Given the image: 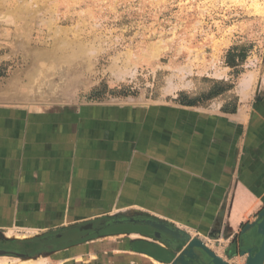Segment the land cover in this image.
I'll use <instances>...</instances> for the list:
<instances>
[{
	"label": "rangeland",
	"instance_id": "374dc122",
	"mask_svg": "<svg viewBox=\"0 0 264 264\" xmlns=\"http://www.w3.org/2000/svg\"><path fill=\"white\" fill-rule=\"evenodd\" d=\"M233 49L246 55L234 69L226 65ZM248 73L254 78L243 89L260 90L264 0H0V120L75 127L87 121L90 132L102 130L98 144L89 142L110 147L105 158L128 157L132 109L175 103L181 90L205 99L213 84L214 92L224 90ZM89 195L88 202L50 209L45 203L41 210L0 202L8 212L0 210V221H9L0 222V246L23 255L0 257V264H130L135 227L121 221L142 218L132 210L140 203L130 193ZM154 195L151 219L187 233L227 262L232 245L200 237L193 223L198 194H177L184 207L168 209L173 213L166 221L159 217L162 194ZM39 211L70 223H45L59 216L39 219Z\"/></svg>",
	"mask_w": 264,
	"mask_h": 264
},
{
	"label": "crops",
	"instance_id": "0c3cea01",
	"mask_svg": "<svg viewBox=\"0 0 264 264\" xmlns=\"http://www.w3.org/2000/svg\"><path fill=\"white\" fill-rule=\"evenodd\" d=\"M253 78L245 74L235 86L216 92L213 84L205 99L181 90L175 103L132 109L128 157L116 159L103 157L108 146L91 147L90 139L98 144L102 130L90 132L87 121L75 127L18 117L0 120V189L12 186L8 195L0 194V202L10 200L14 208L33 203L41 210L45 203L58 208L88 202L91 193H130L141 205L132 210L147 220L154 216V194H162L159 217L166 221L173 213L168 209L184 207L176 203L181 194H198L191 207L200 237L228 241L227 262L245 264L253 243L258 247L262 241L256 227L245 228L264 210V77L260 90L245 91ZM190 101L195 104L187 105ZM0 210L7 217V210ZM38 213L39 219L59 216L45 223H70L61 221V214ZM6 217L1 224L9 223ZM130 240V264H171L178 254L137 230ZM164 254L166 262L159 259Z\"/></svg>",
	"mask_w": 264,
	"mask_h": 264
},
{
	"label": "water",
	"instance_id": "95a60500",
	"mask_svg": "<svg viewBox=\"0 0 264 264\" xmlns=\"http://www.w3.org/2000/svg\"><path fill=\"white\" fill-rule=\"evenodd\" d=\"M121 222H128V223H132L135 221L132 220H125V221H121ZM119 221V223H121ZM159 222H163L160 221ZM146 225H148L151 229L156 230V224L158 223L157 220L154 219H148L145 220L144 222ZM166 223V222H165ZM137 224V223H134ZM159 224V223H158ZM171 226V225H169ZM172 227V226H171ZM170 227V228H171ZM251 227H256V233L258 236H260L262 238L261 244L260 246H256L255 243H253L252 248L249 250V256L247 258V261L245 264H262L263 260H264V210L259 214L258 216V220L252 224L249 225L245 228V230L251 228ZM174 227H172L173 229ZM175 231L180 232L182 235H184L186 237L185 241L183 242V244L187 243L188 248L191 249V251H195L197 254H199V260H202L203 264H229L228 262L224 261L221 257L217 256L214 252H212L211 250H209L205 244H203L201 241L197 240V239H191V237L183 232L180 231L177 228H174ZM188 240V241H186ZM257 249V252L255 254L252 253V250ZM9 254H16L19 257H22L23 255L21 254H17V253H13V252H4L2 254H0V256H7Z\"/></svg>",
	"mask_w": 264,
	"mask_h": 264
},
{
	"label": "bare ground",
	"instance_id": "6f19581e",
	"mask_svg": "<svg viewBox=\"0 0 264 264\" xmlns=\"http://www.w3.org/2000/svg\"><path fill=\"white\" fill-rule=\"evenodd\" d=\"M132 221L134 217H129ZM147 219V218H146ZM114 220V219H113ZM148 220V219H147ZM108 222V221H107ZM109 223V222H108ZM107 223V224H108ZM159 223V224H158ZM156 224L157 228L154 231V240L163 245H172L173 247H179L182 246L183 249L181 252H179L177 254V257L175 258V260L173 262H171V264H202L201 261H199V254H197L195 251H191V249L188 248L187 243L183 244V242L185 241L186 237L184 235H182L180 232H177L174 230V228L172 229L171 226H169V224L165 223V222H159ZM92 225V224H91ZM82 226V225H80ZM92 227V226H91ZM171 227V228H170ZM22 237V236H21ZM87 240V239H86ZM188 241V240H186ZM55 246V245H53ZM66 247V246H65ZM68 247V246H67ZM121 247V246H120ZM4 252H8L4 249L0 248V254L4 253ZM246 254V253H245ZM249 254V253H248ZM2 257V256H0ZM26 258V257H25ZM30 260V259H29ZM80 261V260H79ZM13 262V261H12ZM39 262V261H38ZM123 262V261H121ZM155 263H158L157 261H154ZM3 263V262H2ZM43 263V262H42ZM25 264V263H24ZM36 264V263H35ZM39 264V263H38ZM101 264V263H100ZM160 264V263H159ZM255 264V263H254Z\"/></svg>",
	"mask_w": 264,
	"mask_h": 264
},
{
	"label": "flooded vegetation",
	"instance_id": "af4514ba",
	"mask_svg": "<svg viewBox=\"0 0 264 264\" xmlns=\"http://www.w3.org/2000/svg\"><path fill=\"white\" fill-rule=\"evenodd\" d=\"M129 219H131V218H129ZM133 220H135V222H133V224L134 223H137V224H134L135 226L134 225H131L132 228L135 227V230H137V231H139V232H141L143 234H148V235H150L154 239V231L155 230H150L146 226V224L144 223L145 222V219L140 218V217H134ZM114 221L115 220H113L112 222H114ZM132 231L133 230H131L130 233ZM166 246L169 247V248H171L173 250L174 254H177V253H179L182 250V246H179L177 248L175 246L173 247L172 245H166ZM0 248L2 249L3 247L0 246ZM156 248H157V245H156ZM4 250H6V249H4ZM6 251L13 252L11 250H6ZM13 253H16V252H13ZM159 259L162 260V261H164V262H166L167 261V255L164 254V255L160 256ZM201 262H202V260H201Z\"/></svg>",
	"mask_w": 264,
	"mask_h": 264
},
{
	"label": "trees",
	"instance_id": "16d2710c",
	"mask_svg": "<svg viewBox=\"0 0 264 264\" xmlns=\"http://www.w3.org/2000/svg\"><path fill=\"white\" fill-rule=\"evenodd\" d=\"M245 60H246V55L244 51L239 52L238 50L233 49L229 51L226 56V65L234 69L244 64ZM98 93H99V90L94 89L91 93V97L93 98L96 97ZM194 104H195V101H190L189 103H187V105H194Z\"/></svg>",
	"mask_w": 264,
	"mask_h": 264
}]
</instances>
